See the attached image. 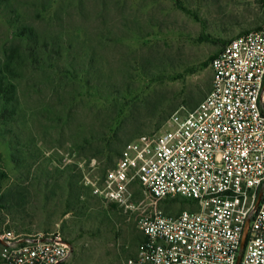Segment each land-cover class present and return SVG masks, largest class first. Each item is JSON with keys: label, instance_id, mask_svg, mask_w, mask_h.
I'll use <instances>...</instances> for the list:
<instances>
[{"label": "rangeland", "instance_id": "rangeland-1", "mask_svg": "<svg viewBox=\"0 0 264 264\" xmlns=\"http://www.w3.org/2000/svg\"><path fill=\"white\" fill-rule=\"evenodd\" d=\"M262 28L264 0H0V78L15 85L0 97V223L60 234L66 264H125L151 197L137 186L134 211L112 207L85 173L103 176L128 142L201 104L212 57Z\"/></svg>", "mask_w": 264, "mask_h": 264}, {"label": "built area", "instance_id": "built-area-1", "mask_svg": "<svg viewBox=\"0 0 264 264\" xmlns=\"http://www.w3.org/2000/svg\"><path fill=\"white\" fill-rule=\"evenodd\" d=\"M210 67L201 104L128 142L103 176L82 179L94 197L127 211L137 208V186L151 197L137 254L125 264H264V28L228 42ZM178 199L190 208H159ZM0 248V264H66L71 254L58 233L1 223Z\"/></svg>", "mask_w": 264, "mask_h": 264}, {"label": "trees", "instance_id": "trees-1", "mask_svg": "<svg viewBox=\"0 0 264 264\" xmlns=\"http://www.w3.org/2000/svg\"><path fill=\"white\" fill-rule=\"evenodd\" d=\"M213 57H212V59H213ZM12 61L13 60L11 58L7 60V62L3 66V70L4 71L5 70L6 71L7 70L10 71L11 65H12ZM14 93H15V85L10 82V79L8 77H6V76L1 77L0 78V97H3V98L8 99V100H11V98H13ZM120 153H121V151H120ZM120 153H119V155H120ZM119 155H118V157H119ZM84 189L90 191V189H88L85 186H84ZM176 201L177 200H174L173 202H176ZM112 207H116V206H112ZM141 241H142V239H141Z\"/></svg>", "mask_w": 264, "mask_h": 264}, {"label": "water", "instance_id": "water-1", "mask_svg": "<svg viewBox=\"0 0 264 264\" xmlns=\"http://www.w3.org/2000/svg\"><path fill=\"white\" fill-rule=\"evenodd\" d=\"M261 196H262V193L260 194V197H259V202H260V200H261ZM249 224V222L247 223V225ZM243 248H244V242H243V244H242V249H241V251L243 250ZM240 257L241 256H239V260H240Z\"/></svg>", "mask_w": 264, "mask_h": 264}]
</instances>
